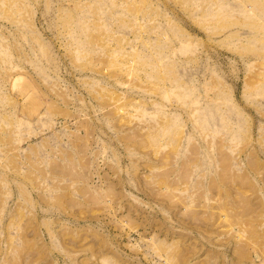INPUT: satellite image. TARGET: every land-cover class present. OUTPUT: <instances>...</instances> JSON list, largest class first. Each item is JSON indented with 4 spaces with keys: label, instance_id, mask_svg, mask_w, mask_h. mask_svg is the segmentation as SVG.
Masks as SVG:
<instances>
[{
    "label": "rangeland",
    "instance_id": "374dc122",
    "mask_svg": "<svg viewBox=\"0 0 264 264\" xmlns=\"http://www.w3.org/2000/svg\"><path fill=\"white\" fill-rule=\"evenodd\" d=\"M0 264H264V0H0Z\"/></svg>",
    "mask_w": 264,
    "mask_h": 264
}]
</instances>
